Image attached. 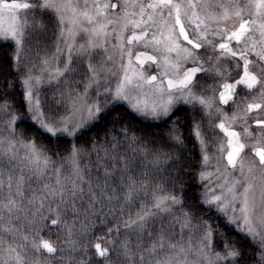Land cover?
<instances>
[{
  "label": "snow or ice",
  "instance_id": "obj_1",
  "mask_svg": "<svg viewBox=\"0 0 264 264\" xmlns=\"http://www.w3.org/2000/svg\"><path fill=\"white\" fill-rule=\"evenodd\" d=\"M0 264H264V0H0Z\"/></svg>",
  "mask_w": 264,
  "mask_h": 264
},
{
  "label": "trees",
  "instance_id": "obj_2",
  "mask_svg": "<svg viewBox=\"0 0 264 264\" xmlns=\"http://www.w3.org/2000/svg\"><path fill=\"white\" fill-rule=\"evenodd\" d=\"M17 99H19L17 97ZM183 108H186L187 106H182ZM178 119H177V123L181 125V130L185 133V135H188V125H187V121L190 118L189 117V113L185 112L183 110L179 111L177 113ZM130 119L132 121V124L134 126V130L137 131L139 134L141 135H148L149 138H151V134L152 133H156L157 135H159L160 133H166L168 131V128L171 127L170 124H166L163 122H159V123H149V122H145L141 119H139L138 117H136L133 113L130 116ZM100 131V127L97 128H93L91 131H89L88 129H86L84 131V135L82 137V140H91L93 138H97V132ZM103 132L100 131V136L99 139H103ZM194 140V137H190L189 138V148H190V152H189V156L188 159H192V155H191V143L190 141ZM149 147H152V145H149ZM182 159H184V157H182ZM173 162L170 160L168 162V164H165L162 166V174H163V169H168L169 165L172 164ZM184 165H178L177 167H183ZM177 169L176 168H170L169 171L171 172H175ZM189 183H191L189 181ZM184 191L188 192V193H192V188H186L184 189ZM221 230H223V228L221 227Z\"/></svg>",
  "mask_w": 264,
  "mask_h": 264
},
{
  "label": "rangeland",
  "instance_id": "obj_3",
  "mask_svg": "<svg viewBox=\"0 0 264 264\" xmlns=\"http://www.w3.org/2000/svg\"><path fill=\"white\" fill-rule=\"evenodd\" d=\"M51 91V90H50ZM43 98H46V97H42ZM126 107V106H125ZM136 117H138L139 119L145 121V122H149V123H158V122H155V121H151V120H145L143 117H140V116H137L135 113H133ZM86 130V129H85Z\"/></svg>",
  "mask_w": 264,
  "mask_h": 264
}]
</instances>
